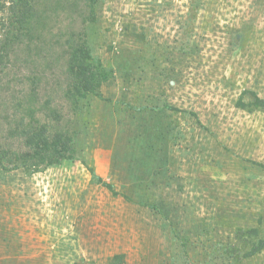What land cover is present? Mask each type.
Listing matches in <instances>:
<instances>
[{"label": "rangeland", "instance_id": "374dc122", "mask_svg": "<svg viewBox=\"0 0 264 264\" xmlns=\"http://www.w3.org/2000/svg\"><path fill=\"white\" fill-rule=\"evenodd\" d=\"M60 1L7 71L77 158L0 178V264H264L241 241L264 237V0H99L84 32L111 78L73 111L82 6Z\"/></svg>", "mask_w": 264, "mask_h": 264}, {"label": "trees", "instance_id": "16d2710c", "mask_svg": "<svg viewBox=\"0 0 264 264\" xmlns=\"http://www.w3.org/2000/svg\"><path fill=\"white\" fill-rule=\"evenodd\" d=\"M70 1L60 2L66 4ZM98 1H80L81 32L77 34L76 44L73 47L71 45L68 70L72 82L68 84L66 90L72 111L91 94L98 95V89L111 78L110 70L92 56L84 32L86 24L97 20ZM55 3L56 0H0V178L8 177L10 172L22 167L40 171L42 167L77 158L74 136L64 124L59 123L62 119L61 112L52 111V115L47 118L49 122L54 120L57 123L56 127L36 116L37 109L32 106V102L35 101L34 95L37 89L28 93L30 96L28 95L26 102L30 103H27V116H22L24 101L22 89L14 94L18 83L12 85L7 71L13 56L21 51L26 43L28 47L48 44L43 31L52 12L48 11V8ZM73 35L74 33L71 34ZM16 78L21 85L22 73L17 74ZM8 97V102H12L11 107L6 104ZM51 102L46 100L45 103L50 105ZM18 105H20L19 115H14L10 110ZM249 105L264 111V98L255 95ZM18 120L20 122H17ZM89 171L96 183L105 185L113 194H117L113 185L104 181L92 167H89ZM241 230V241L246 249L244 256H251L264 249V237H259L258 228Z\"/></svg>", "mask_w": 264, "mask_h": 264}]
</instances>
